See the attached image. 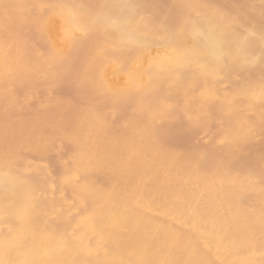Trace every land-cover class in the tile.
Segmentation results:
<instances>
[{"label": "bare ground", "instance_id": "1", "mask_svg": "<svg viewBox=\"0 0 264 264\" xmlns=\"http://www.w3.org/2000/svg\"><path fill=\"white\" fill-rule=\"evenodd\" d=\"M203 1L0 0V264H264V34Z\"/></svg>", "mask_w": 264, "mask_h": 264}, {"label": "rangeland", "instance_id": "2", "mask_svg": "<svg viewBox=\"0 0 264 264\" xmlns=\"http://www.w3.org/2000/svg\"><path fill=\"white\" fill-rule=\"evenodd\" d=\"M36 1H41V0H36ZM158 1H159L160 5L163 7L162 10H163V13L165 16H174V13H172L173 12L172 9L174 8L173 7L174 6L173 0H158ZM206 1H208V2L211 1V3L213 2L217 6L225 8L227 11H229L234 16H236V18L238 19V21H240L241 24L247 26L250 29L253 28L252 30L255 29V31H256V29L259 28L258 30L262 31V34H264V0H210V1L205 0L203 2H206ZM181 14L182 13H180V14L178 13L177 15L175 14V17H182ZM185 14L186 13L184 12L183 15H185ZM255 31H253L254 34H255ZM249 47H250V45H249ZM249 47L246 48L247 51H250L251 49L253 50L252 46L250 49H249ZM77 50H78V56L76 57L75 63L80 65L81 54L83 53V48H77ZM243 75H244V70L238 69L237 70L238 78H241ZM255 75L257 78H264V66ZM220 81H221L220 87L222 86L220 88V90H226L231 83V80H230L228 75H223L221 77ZM73 86H74L73 83L70 81L54 80L51 82L50 85H47L45 83H39L35 86V97L37 99H42L44 97V95H46L44 93V89H46L47 87H49L51 96H53V97L54 96L55 97L67 96V94H69L70 91L73 89ZM12 93L14 95H17L18 90L16 88H13ZM74 101H76V99H74ZM257 104L260 106H264V101H261V100L257 101ZM128 109H131V106L126 107V110H128ZM176 120L177 119L170 121L168 124L165 125V127L163 129V136H165L166 139L168 138V140H166L167 142H171V140L169 141V137L171 134H172L171 137H173L174 133H178L177 139L175 138L173 140L170 137L173 140L172 141L173 144L176 145V146H174L175 148H178V147L184 148V147L191 146L190 148L199 147L200 149H202V148H207L210 146V144L212 143L211 141H202L201 142V141H196L194 139V133H196V131H198L197 128H194V126L182 124L181 122H179L178 120L176 121ZM111 123H112L111 129L116 128V126H118L117 118H115ZM183 127H184L185 131L182 130ZM206 127H208L207 129L210 133H213V134L216 133V126H215V123L213 122V120L211 122H209L208 126H206ZM262 132H264V131H262ZM258 133H259V130L254 129L250 135H252V136L254 135L255 137H256V135H258L259 140H260L258 142H262V143H258L257 142L258 137H256L257 138V140H256V142H257L256 143L257 144L256 145V151L259 149V148H257L258 146H260L259 144H263L260 146L259 150L264 153V143L262 141L263 139H260L264 133L263 134L261 132H260V134H258ZM259 135H261V137ZM174 137H176V135ZM253 138H252V142H250L251 141V137H250V140H249L250 143H253ZM254 140H255V138H254ZM249 144H247V145L250 146ZM248 146L245 145L243 147L242 150L244 152L242 151V153H244L245 156L246 155L248 156L247 159L249 161L247 159L246 160H247L248 164H250V163L252 164L251 168H250V166H248L247 163L246 164H247V167L249 169H252L253 163L250 162V160H251V158L249 157L250 155H248V153H246V152H248L247 150H250V149H248ZM218 147H221V149H223V148L225 149V146L222 147V145L218 146ZM250 147L255 148V144L250 146ZM199 148H198V150H200ZM252 150H250V151L252 152ZM259 150L257 152H260ZM62 154H63L62 150H59L57 148H52L49 151L44 152V153L43 152H27V151H24V152H22L21 156H22L23 162L26 165L27 164H29V165L30 164H36V163H46L48 165L49 174L55 176V174H57L61 169V165L58 162V159ZM249 154H251V153H249ZM234 161H233V165L236 166L237 162L238 163L240 162V158L238 160L235 159ZM52 178H53V180H51V182H52L53 186L56 187V189H58L60 191L65 189V185L60 183L56 179V177L55 178L52 177Z\"/></svg>", "mask_w": 264, "mask_h": 264}]
</instances>
